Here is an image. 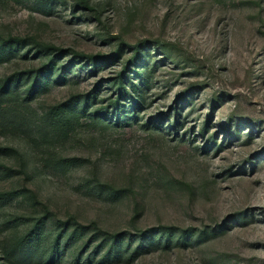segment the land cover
Here are the masks:
<instances>
[{
	"label": "rangeland",
	"instance_id": "rangeland-1",
	"mask_svg": "<svg viewBox=\"0 0 264 264\" xmlns=\"http://www.w3.org/2000/svg\"><path fill=\"white\" fill-rule=\"evenodd\" d=\"M0 43L25 123L79 120L0 134V264H264V0H6Z\"/></svg>",
	"mask_w": 264,
	"mask_h": 264
},
{
	"label": "trees",
	"instance_id": "trees-1",
	"mask_svg": "<svg viewBox=\"0 0 264 264\" xmlns=\"http://www.w3.org/2000/svg\"><path fill=\"white\" fill-rule=\"evenodd\" d=\"M5 1L6 0H0V3H4ZM13 49V45L0 43V65L4 62V56L13 52ZM55 60V58L50 59L48 64L44 66V69L49 67L52 70L55 65ZM120 87L122 89L125 88L124 79L121 80ZM18 94L21 96V98L20 96L18 97ZM24 94L25 93H17L16 89L14 90L10 83L0 84V134H23L30 144L48 148L52 147L55 140L68 137V135L75 129L76 124L79 122L78 118L75 117L76 112L64 108L51 113L52 121L49 123V125L37 126L25 123L20 110L17 109L18 102L21 101ZM6 151L8 150H6L5 147L0 146V155ZM77 162V159L55 158L52 166L55 169L69 170L75 168L77 166ZM76 233L77 231L75 230H72V232L68 233L66 236L67 240H71L76 235ZM125 238L127 237L118 236L108 245H105L104 247L107 248V251L103 258L107 259L111 256H119L123 252H139L144 249L146 244V239L144 236H136L138 245L135 247V249H133L135 237H129L126 243ZM163 240L164 238L161 241ZM167 241L168 240L165 239V242Z\"/></svg>",
	"mask_w": 264,
	"mask_h": 264
}]
</instances>
